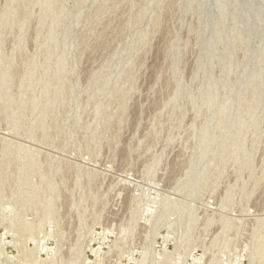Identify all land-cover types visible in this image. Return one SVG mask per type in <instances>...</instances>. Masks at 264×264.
<instances>
[{
    "label": "rangeland",
    "instance_id": "374dc122",
    "mask_svg": "<svg viewBox=\"0 0 264 264\" xmlns=\"http://www.w3.org/2000/svg\"><path fill=\"white\" fill-rule=\"evenodd\" d=\"M0 264H264V0H0Z\"/></svg>",
    "mask_w": 264,
    "mask_h": 264
}]
</instances>
